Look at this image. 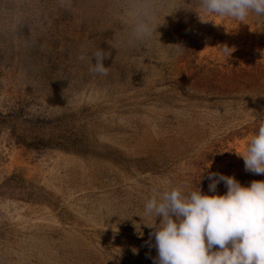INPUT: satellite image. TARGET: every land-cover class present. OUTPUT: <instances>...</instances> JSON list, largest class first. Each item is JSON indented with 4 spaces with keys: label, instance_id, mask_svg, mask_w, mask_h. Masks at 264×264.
<instances>
[{
    "label": "rangeland",
    "instance_id": "374dc122",
    "mask_svg": "<svg viewBox=\"0 0 264 264\" xmlns=\"http://www.w3.org/2000/svg\"><path fill=\"white\" fill-rule=\"evenodd\" d=\"M137 3L0 0V264H153V195L264 181L237 155L264 119V17L156 0L138 41ZM98 47L107 76L79 58Z\"/></svg>",
    "mask_w": 264,
    "mask_h": 264
},
{
    "label": "clouds",
    "instance_id": "9594fccd",
    "mask_svg": "<svg viewBox=\"0 0 264 264\" xmlns=\"http://www.w3.org/2000/svg\"><path fill=\"white\" fill-rule=\"evenodd\" d=\"M63 2L71 4V0ZM196 7L201 13L241 22L251 13L264 17V0H197ZM133 15L136 40L158 34L156 0H138ZM171 46L177 52L185 50L179 44ZM221 51L230 56L232 49L224 45ZM109 56V51L98 47L79 58L88 61L91 74L107 76L103 62ZM237 155L246 172L264 175V119L243 153ZM206 178L211 181L209 192L215 193L217 184L223 182L226 193L207 195L199 189L185 194L175 187L146 201L144 214L154 217L153 227H149L157 252L153 264H264V181L242 186L232 176L211 172Z\"/></svg>",
    "mask_w": 264,
    "mask_h": 264
},
{
    "label": "trees",
    "instance_id": "16d2710c",
    "mask_svg": "<svg viewBox=\"0 0 264 264\" xmlns=\"http://www.w3.org/2000/svg\"><path fill=\"white\" fill-rule=\"evenodd\" d=\"M206 77V86H207V90H211V91H213L214 89H216V86L218 85L217 84V81L219 80V79H221V77H218L217 78V75L214 73V72H212V73H209V75H206L205 76ZM207 159H209V157H207ZM206 180V177L205 176H203V182ZM203 187H204V185L203 184H201V185H199V187H198V190L200 189L201 190V193L202 194H204V192H203ZM197 190V191H198Z\"/></svg>",
    "mask_w": 264,
    "mask_h": 264
}]
</instances>
